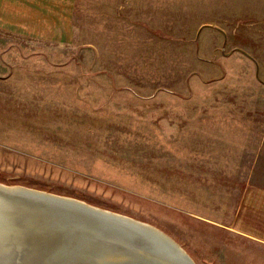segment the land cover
Masks as SVG:
<instances>
[{
    "label": "rangeland",
    "instance_id": "1",
    "mask_svg": "<svg viewBox=\"0 0 264 264\" xmlns=\"http://www.w3.org/2000/svg\"><path fill=\"white\" fill-rule=\"evenodd\" d=\"M77 11L68 45L0 35V185L146 223L195 264H264V246L236 227L254 169L220 167L255 144L234 134L264 130V0H79ZM218 127L233 136L209 141Z\"/></svg>",
    "mask_w": 264,
    "mask_h": 264
},
{
    "label": "water",
    "instance_id": "2",
    "mask_svg": "<svg viewBox=\"0 0 264 264\" xmlns=\"http://www.w3.org/2000/svg\"><path fill=\"white\" fill-rule=\"evenodd\" d=\"M76 203L0 187V264H195L158 229Z\"/></svg>",
    "mask_w": 264,
    "mask_h": 264
},
{
    "label": "crops",
    "instance_id": "3",
    "mask_svg": "<svg viewBox=\"0 0 264 264\" xmlns=\"http://www.w3.org/2000/svg\"><path fill=\"white\" fill-rule=\"evenodd\" d=\"M78 2L79 0H0V35H7L16 40L38 41L47 44H71L75 39V24L78 22ZM212 116L217 118L218 114L207 113L205 119L210 120ZM221 116L222 119H227V116ZM222 129L225 128H207L209 141L213 142L218 132L233 136L231 131ZM246 136L253 139L255 143L254 146L252 145L253 148H246L242 145L238 149L235 147L232 151L237 153V164L232 163L227 151L223 150L222 156L227 158L223 161L227 160L232 164H220V167H228V169L230 167L237 169L253 167L252 183L244 189L238 207V214H243L245 219H239L236 227L239 232L252 235L256 242L264 246V130L246 131L244 128L233 137L239 141L244 140ZM230 139L221 140L223 149L231 143ZM246 157L253 158H251L252 166L246 164ZM210 160L211 158L206 156L207 164ZM223 173L224 171L221 175ZM227 176H229L228 173ZM246 219L251 220L250 224L246 222Z\"/></svg>",
    "mask_w": 264,
    "mask_h": 264
},
{
    "label": "bare ground",
    "instance_id": "4",
    "mask_svg": "<svg viewBox=\"0 0 264 264\" xmlns=\"http://www.w3.org/2000/svg\"><path fill=\"white\" fill-rule=\"evenodd\" d=\"M0 187H3L2 185H0ZM3 188H6V187H3ZM6 189H8V190H11V191H21V192H24V191H27V190H23V189H18V188H6ZM57 198H60V197H57ZM60 199H63V200H66V201H70V202H73V204H75L76 203V201H73V200H70V199H64V198H60ZM77 204V203H76ZM80 204H82V203H80ZM82 205H84V204H82ZM61 208V207H60ZM62 209H64V208H62ZM64 210H66V209H64ZM166 260V259H165ZM175 260H177V259H175ZM177 263H181L180 261H174V264H177ZM182 264V263H181Z\"/></svg>",
    "mask_w": 264,
    "mask_h": 264
}]
</instances>
